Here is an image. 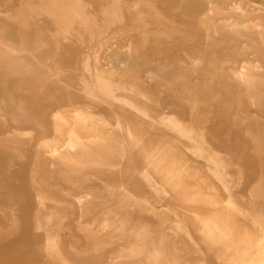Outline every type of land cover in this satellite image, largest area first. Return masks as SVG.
<instances>
[{"label": "rangeland", "instance_id": "obj_1", "mask_svg": "<svg viewBox=\"0 0 264 264\" xmlns=\"http://www.w3.org/2000/svg\"><path fill=\"white\" fill-rule=\"evenodd\" d=\"M263 204L264 0H0V264H264Z\"/></svg>", "mask_w": 264, "mask_h": 264}, {"label": "bare ground", "instance_id": "obj_2", "mask_svg": "<svg viewBox=\"0 0 264 264\" xmlns=\"http://www.w3.org/2000/svg\"><path fill=\"white\" fill-rule=\"evenodd\" d=\"M213 6H214V5H212L211 3H209V8H210L209 11H210L211 14H212L213 11H214V9H213L214 7H213ZM231 22H232V21H231ZM199 23H200V22H199ZM200 25H201V23H200ZM202 25H203V26H202ZM202 25H201L202 31L205 33V36H203V38L205 37V40H206V43H204V44H205V46H209V45H211V44H209L210 42H208V39H210V38L213 36V35H211V37H210L209 34H210L211 32L214 33V34H217L216 32L218 31L219 26H216V24H213V23L208 22V21H206L205 23L203 22ZM218 25H219V24H218ZM232 28H233V27H232ZM222 29H223V28H222ZM219 30H220V29H219ZM223 30H224V29H223ZM219 32H220V31H218V34H219ZM200 33H201V32H200ZM212 33H211V34H212ZM203 35H204V34H203ZM126 36H127V35H126ZM216 36H217V35H216ZM209 37H210V38H209ZM213 37H214V36H213ZM211 39H212V38H211ZM205 40H204V41H205ZM212 40H213V39H212ZM211 42H213V41H211ZM202 47H203V46H202ZM211 47H212V46H211ZM206 49H208V48H206ZM206 49L204 48V50H206ZM127 51H128V50H127ZM206 51H207V50H206ZM197 52H198V51H197ZM199 52H202V51H199ZM118 53H119V52H118ZM207 53H208V52H207ZM201 54H203V53H201ZM205 54H206V53H205ZM209 54H210V53H209ZM209 54H208V55H209ZM196 55H197V54H195V57H196ZM198 56H199V54H198ZM206 56H207V55H206ZM200 57H201V58H199V59L201 60V59H202V56H200ZM196 59H197V58H196ZM193 61H194V60H193ZM193 61H191V62H193ZM191 62H190V64H194V63H195V61H194V63H191ZM196 63H197V62H196ZM196 63H195V64H196ZM199 64H202V63H201V62H200V63L198 62V65H199ZM193 66H194V65H193ZM191 67H192V66H191ZM194 67L197 68V67H198L197 64H196V66H194ZM241 68H242V67H241ZM192 69H193V68H192ZM197 69H198V68H197ZM244 69H245V68H244ZM231 70H233V69H231ZM229 71H230V70H229ZM233 71H234V70H233ZM236 71H239V69L237 68ZM242 71H243V70H242ZM246 71H247V69H246ZM231 72H232V71H231ZM240 73H241V72H240ZM243 73H244V72H243ZM230 74H231V73H230ZM234 74H235V73L233 72V75H234ZM241 74H242V73H241ZM244 74H246V73H244ZM244 74H243V75H244ZM235 75H236V74H235ZM235 75H234V77H235ZM230 76H231V75H230ZM231 77H233V76H231ZM235 78H237V77H235ZM246 79H247V78H246ZM248 79H249V78H248ZM240 81H241V80H240ZM240 81H239V79H238V82H240ZM245 81H246V80H245ZM251 81H253V78H252ZM233 82H234V81H233ZM236 83H237V82H236ZM236 83H235L234 85H237ZM240 83H241V82H240ZM11 84H13V83H11ZM14 84H15V83H14ZM241 84H242V83H241ZM248 84L250 85L249 81H248L247 85H248ZM238 85H239V83H238ZM249 85H248V86H249ZM245 86H246V85H245ZM248 86H247V87H248ZM237 87H238V86H237ZM10 88H11V87H10ZM235 89H236V88H235ZM240 89H241V87H240ZM241 90H242V89H241ZM243 90H244V89H243ZM236 91H237V89H236ZM236 91H235V93H236ZM246 91H247V89H246ZM244 92H245V91H244ZM11 93H12V92H11ZM239 94H240V93H239ZM245 94H247V93H245ZM248 94H249V98H250V97L253 98V97L255 96V95H252V92H250V93L248 92ZM248 94L246 95L247 97H248ZM254 100H255V99H254ZM249 101H250V100H249ZM252 102H253V101H252ZM249 104H251V103L249 102ZM251 105H253V104H251ZM239 112H240V111H239ZM234 115H236V113H235ZM239 115H240V114H239ZM243 115H244V114H243ZM254 115H255V114H254ZM254 115L252 114L253 117H255ZM247 116H249V115H247ZM235 117H236V116H235ZM238 117H239V116H237V118H238ZM241 117H242V116H241ZM245 117H246V116H245ZM248 118H250V116H249ZM248 118H247V119H248ZM254 119H255V118H254ZM239 120H240V117H239ZM239 120H238V121H239ZM242 120H243V119H242ZM239 122H240V121H239ZM242 122H243V121H242ZM240 123H241V122H240ZM245 123H247V121H246ZM257 123H258V122H257ZM259 123H260V122H259ZM243 124H244V123H243ZM239 126H241V125H239ZM247 126H248V125H246V127H247ZM255 126H256V124H255ZM241 127H242V126H241ZM256 127H257V126H256ZM247 128H248V127H247ZM245 129H246V128H245ZM245 129H244V131H245ZM248 129H249V128H248ZM59 130H60V129H59ZM246 130H247V129H246ZM256 131H257V130H256ZM245 132H246V131H245ZM248 133H249V132H248ZM244 134H246V133H244ZM248 135H249V134H248ZM248 135H247V136H248ZM249 137H250V136H249ZM75 140H76V139H75ZM248 142H250V140H249ZM251 144H252V142H251ZM247 146H248V145H247ZM69 147H70V146H69ZM250 147H251V146H250ZM80 151H81V149H80ZM82 151H84V150H82ZM82 151H81V152H82ZM68 152H69V151H68ZM70 152H72V151H70ZM75 153H76V152H75ZM75 153H72V154H74L73 157L75 156ZM85 153H86V156H89V155H90V154L87 155V154H88L87 152H84V153L82 152V154H85ZM63 154H65V152H64ZM72 154H71V155H72ZM68 155H69V154H68ZM78 155H79V153H78ZM80 155H81V154H80ZM80 155H79V156H80ZM54 156H55V155H54ZM83 156H84V155L81 156L82 158L80 157L82 160H83ZM257 156H258V155H257ZM59 158H60V157H59ZM62 158H64V157H62ZM71 158H72V157H71ZM76 158H77V156H76ZM86 158H87V157H86ZM65 160H66V159H65ZM75 160H76V159H75ZM77 160H80V159H77ZM96 160H97V159H96ZM98 161H100V159H99ZM76 162H78V161H76ZM76 162H75V163H76ZM79 162H80V161H79ZM84 162H85V161H84ZM88 163H89V161H88ZM97 163H98V162H97ZM45 165H46V164H45ZM97 166H98V165H97ZM46 167H47V166H46ZM54 167H55V166H54ZM65 167H66V166H65ZM65 167H64V169H65ZM52 169H53V167H52ZM65 172H66V171H65ZM41 174H42V173H41ZM64 175H65V173H64ZM34 177H35V176H34ZM60 177H61V175H60ZM65 178H66V177H65ZM259 180H260V176H258V180H257V181H259ZM33 181H35V180H33ZM51 183H52V182H51ZM34 184H35V182H34ZM39 184H40V182H39ZM51 185H52V184H51ZM53 185H57V184H53ZM45 188H47V187H45ZM57 188H58V187H57ZM59 188H60V187H59ZM82 188H83V187H82ZM39 190H40V189H39ZM47 190H48V189H47ZM53 190H55V189H53ZM59 190H60V189H59ZM83 190H84V188H83ZM56 191H57V190H56ZM61 191H62V190H61ZM61 191H60V192H61ZM46 192H47V191H46ZM57 192H58V191H57ZM60 192H59V193H60ZM68 192L71 193V191H68ZM68 192H67V193H68ZM77 192H78V191H77ZM79 192H80V190H79ZM85 192H86V187H85ZM87 192H88V191H87ZM89 192H90V191H89ZM40 194H41V193H40ZM79 194H81V193H79ZM250 194H251V193H250ZM74 195H76V194H74ZM87 195H88V194H87ZM90 195H91V194H90ZM248 195H249V194H248ZM251 195H252V194H251ZM77 196L79 197L78 194H77ZM81 196H82V194H81ZM81 196H80V197H81ZM83 197H84V196H83ZM93 197H94V196H93ZM251 197H252V196H251ZM53 198H54V197H53ZM65 198H66V197H65ZM68 198H69V200H70V197H68ZM62 199H63V198H62ZM84 199H85V198H84ZM94 199L96 200V198H94ZM53 200H57V199L54 198ZM86 200H88V199H86ZM95 200H93V201L95 202ZM60 201H61V200H60ZM65 201H66V200H65ZM73 201H74V200H73ZM73 201H72V202H73ZM255 201H256V200H255ZM62 202H63V201H62ZM83 202H84V203H87V202H89V201H87V202L83 201ZM91 202H92V201H91ZM97 202H99V201H96V203H97ZM100 202H101V201H100ZM100 202H99V203H100ZM66 203H67V202H66ZM66 203H65V204H66ZM89 203H90V202H89ZM92 203H93V202H92ZM90 204H91V203H90ZM76 205H77V204H76ZM85 205H86V204H85ZM93 205H94V204H93ZM263 205H264V204H263ZM54 206H55V205H54ZM56 206L58 207V205H56ZM74 206H75V205H74ZM82 206H83V205H82ZM86 206H87V205H86ZM89 206H90V205H89ZM95 206H96V204H95ZM95 206H94V207H95ZM62 207H63V206H62ZM66 207H67V206H66ZM97 207H98V206H97ZM97 207H96V208H97ZM76 208H77V207H76ZM89 208H90V207H89ZM91 208H93V206H92ZM73 210H74V209H73ZM83 210H85V209H82V211H83ZM92 210H94V209H92ZM110 212H111V211H110ZM83 213H84V212H83ZM83 213L80 212V217H81L82 219H83V216H81V215H82ZM85 213H86V212H85ZM85 213H84V214H85ZM87 213H88V212H87ZM103 214H104V213H103ZM105 214H106V213H105ZM261 214H262V216L264 217V207H263L262 210H261ZM86 215H88V214H86ZM126 215H127V214H126ZM76 216H77V214H76ZM78 216H79V214H78ZM103 216H104V215H103ZM103 216H102V217H103ZM110 216H111V215H110ZM115 216H116V215H115ZM77 218H78V217H77ZM85 218H86V217H85ZM103 218H104V217H103ZM103 218H102V219H103ZM111 218H112V216H111ZM127 218H128V217H127ZM82 219H81V220H82ZM102 219H101V220H102ZM124 219H125V218H124ZM128 219H129V218H128ZM68 220H69V219H68ZM78 220H79V219H78ZM112 220H113V219H112ZM126 220H127V219H126ZM141 221H142V222H141L142 224H150V225L153 224V223L155 222V220H154V218H153L152 216L142 218ZM78 222H79V221H78ZM95 222H96V221H95ZM102 222H103V220H102ZM107 222H108V220H107ZM110 222H111V219H110ZM121 222H122V221H121ZM123 222L125 223V221H123ZM123 222H122V223H123ZM75 223H76V222H75ZM104 223H105V222H104ZM73 224H74V223H73ZM89 224H90V223H89ZM89 224H87V225H89ZM105 224H106V223H105ZM120 224H121V223H120ZM142 224H139V225H142ZM74 225H75V224H74ZM85 225H86V224H85ZM106 225H107V224H106ZM69 226H70V225H69ZM83 226H84V225H83ZM99 226H101V225H99ZM85 227H86V226H85ZM87 227H88V226H87ZM87 227H86V228H87ZM103 227H104V226H103ZM140 227H141V226H140ZM75 228H76V227H75ZM75 228L72 227V230H71V229H70V230L73 232V231H74L73 229H75ZM105 228H108V227H105ZM137 228H138V227H137ZM77 229H78V227H77ZM77 229H75V230H77ZM98 229H99V228H98ZM113 229L115 230V228H113ZM141 229H142V228H141ZM144 229H145V228H144ZM83 230H84V229H83ZM100 230H101V229H100ZM106 230H107V229H106ZM108 230H109V229H108ZM142 230H143V229H142ZM149 230H152V229H149ZM112 231H113V230H112ZM115 231H116V230H115ZM50 232H51V231H50ZM92 232H93V231H92ZM113 232H114V231H113ZM113 232H112V233H113ZM152 232H153V231H152ZM186 232H188V231H186ZM51 233H52V232H51ZM70 233H71V232H70ZM85 233H86V232H85ZM144 233H145V232H144ZM146 233H149V232H146ZM71 234H72V233H71ZM74 234H76L75 231H74V233H73L72 235H74ZM90 234H91V232H90L88 235L90 236ZM100 234H101V233H100ZM114 234H115V233H114ZM114 234H113V235H114ZM122 234H123V233H122ZM132 234H133V233H132ZM132 234H131V237H132ZM134 234H135V233H134ZM150 234H151V233H150ZM82 235H84V234L82 233ZM82 235H80L79 237H81ZM85 235H86V234H85ZM109 235H110V234H109ZM120 235H121V234H120ZM120 235H118V236H120ZM74 236H75V235H74ZM106 236H107V235H106ZM115 236H116V235H115ZM135 236H136V235H135ZM148 236H149V235H148ZM148 236H147V237H148ZM82 237H83V236H82ZM84 237H85V236H84ZM107 237H108V236H107ZM107 237H106V238H107ZM120 237H121V236H120ZM138 237H139V236H138ZM151 237H152V236H151ZM104 238H105V237H104ZM104 238H103V239H104ZM109 238L111 239V238H113V237H110V236H109ZM114 238H115V237H114ZM132 238H133V237H132ZM136 238H137V237H136ZM140 238H141V237H140ZM140 238H139V239H140ZM168 238H169V237H168ZM172 238H173V237H172ZM176 238H177V237H176ZM182 238H183V237H182ZM188 238H189V242H190V239H191V238H190V237H188ZM64 239H65V238H64ZM69 239H70V237H69ZM85 239H87V238H85ZM101 239H102V238H101ZM101 239H100V240H101ZM110 239H108L107 241L109 242ZM116 239H117L116 241L118 242V238H116ZM121 239H122V237L120 238V240H121ZM129 239H130V236H129ZM179 239H180V238H179ZM66 240H67V237H66ZM81 240H82V239H81ZM104 240H105V239H104ZM113 240H114V239H113ZM134 240H135V239H134ZM136 240H137V239H136ZM136 240H135V241H136ZM160 240H162V239H160ZM173 240H175V238H174ZM183 240H185V238H183ZM186 240H187V239H186ZM71 241H72V240H71ZM107 241H106V242H107ZM140 241H141V240H140ZM154 241H155V240H154ZM68 242H69V241H68ZM82 242H84V241H82ZM86 242H87V241H86ZM92 242H93V241H92ZM155 242H156V241H155ZM158 242H159V240H158ZM158 242H157V243H158ZM160 242H161V241H160ZM172 242H173V241L169 242L171 245L168 243V245H169V247H168V248H169V254H168V255H170L169 258H170L171 260H174V259L176 258L177 253H179V252H178L179 249H178L174 244H172ZM185 242H186V241H185ZM72 243H73V242H72ZM113 243H114V241H113ZM128 243H129V242H128ZM128 243H127V244H128ZM130 243H131V242H130ZM130 243H129V244H130ZM139 243H140V242H139ZM139 243H138V242H134V243L132 242L131 247L129 246V247H130V248H129V249H130V252L128 251V253H130L129 256H131V258H133V260H135L134 262H136V264H137V263H138V264H150V262H148V259L145 258V260H143V256L141 257V256L139 255V253H138L137 250L139 249V247L141 246V244H143L142 241H141L140 246H139ZM162 243H163V241H162ZM174 243H175V242H174ZM84 244H85V243H84ZM110 244H111V243H110ZM114 244H115V243H114ZM114 244H113V245H114ZM144 244H145V243H144ZM149 244H150V243H149ZM176 244H177V243H176ZM108 245H109V244H108ZM108 245H107V246H108ZM150 245H152V243H151ZM150 245H149V246H150ZM153 245H154V244H153ZM163 245H164V243H163ZM177 245H178V244H177ZM179 245H181V244H179ZM188 245H189V244H188ZM62 246H63V245L61 244V247H62ZM81 246H82V245H81ZM85 246H86V244H85ZM156 246H157V245H156ZM161 246H162V245H161ZM181 246H182V245H181ZM64 247H65V246H64ZM95 247H98V246H95ZM110 247H111V246H110ZM141 247H143V246H141ZM147 247H148V245H147ZM150 247H151V246H150ZM157 247H160V246L158 245ZM195 247H196V250L198 251L199 249H198L197 245H195ZM81 248H82V247H81ZM105 248H106V246H105ZM108 248H109V247H108ZM82 249H84V246H83ZM82 249H80V250H82ZM93 249H94V248H93ZM95 249H96V248H95ZM100 249H101V248H100ZM102 249H103V248H102ZM122 249H123V248H122ZM149 249L151 250V248H149ZM152 249H153V248H152ZM159 249H160V248H159ZM189 249H190V248H189ZM69 250H70V248H69ZM71 250H72V249H71ZM80 250H79V251L77 250V251L80 252ZM86 250H87V249H86ZM125 250H127V247L125 248ZM140 250H141V249H140ZM153 250H154L155 252L158 251V250L156 251L155 249H153ZM162 250H164L163 247H162ZM90 251H91V250H90ZM120 251H121V250H120ZM147 251H148V250H147ZM151 251H152V250H151ZM179 251H180V250H179ZM72 252H74V248H73V251H72ZM84 252H85V251H84ZM97 252H98V251H97ZM116 252H117V251H116ZM118 252H119V251H118ZM118 252H117V253H118ZM139 252H140V251H139ZM159 252H160V250H159ZM166 252H167V251H166ZM75 253H76V250H75L74 254H75ZM82 253H83V252H82ZM93 253H94V252H93ZM145 253H147V252H145ZM167 253H168V252H167ZM63 254H64V252H63ZM83 254H84V253H83ZM83 254H82V255H83ZM89 254H92V253H89ZM140 254H141V252H140ZM152 254H153V253H152ZM163 254H164V252H163ZM163 254L161 253L160 255L162 256ZM194 254H195V253H194ZM194 254H193V255H194ZM68 255H69V254H68ZM75 255H76V254H75ZM85 255H86V253H85ZM85 255H84V257H85ZM97 255H100V254L97 253ZM112 255H113V254H112ZM114 255L117 256L116 254H114ZM125 255L127 256L128 254H125ZM125 255H124V256H125ZM145 255L147 256V254H145ZM158 255H159V254H158ZM70 256H71V255H70ZM70 256H69V257H70ZM76 256L79 257V255H76ZM88 256H89V255H87V257H88ZM95 256H96V255H95ZM126 256H125V257H126ZM148 256H149V252H148ZM80 257H81V256H80ZM82 257H83V256H82ZM87 257H86V258H87ZM97 257H98V256H97ZM112 257H113V256H112ZM119 257H120V255H119ZM119 257H118V258H119ZM125 257H124V258H125ZM71 258H72V257H71ZM150 258H154V257L151 256ZM150 258H149V259H150ZM72 259H73V258H72ZM77 259H78V258H77ZM79 259H80V258H79ZM83 259H84V258H83ZM115 259H116V258H115ZM160 259H161V258H160ZM170 259H169V260H170ZM70 260H71V259H70ZM73 260H74V259H73ZM81 260H82V259H81ZM84 260H85V259H84ZM86 260H87V259H86ZM90 260H91V259H90ZM101 260H102V259H101ZM106 260H107V258H106ZM110 260H111V258H110ZM118 260H119V259H118ZM76 261H77V260H76ZM87 261H88V260H87ZM113 261H114V260H112V261H110V262L113 263ZM121 261H122V260H121ZM123 261H124V260H123ZM127 261H128V260H127ZM151 261H152V260H151ZM156 261H159V260H156ZM163 261H165V260H163ZM78 262H80V261L78 260ZM83 262H84V261H83ZM91 262H93V260H92ZM94 262H96V261L94 260ZM97 262H98V261H97ZM105 262H106V261H105ZM105 262H104V263H105ZM116 262H117V261H116ZM124 262H125V261H124ZM129 262H130V260H129ZM131 262H133V261L131 260ZM131 262H130L129 264H132ZM171 262H172V261H171ZM81 263H82V262H81ZM112 263H111V264H112ZM152 263L155 264L154 261H153ZM157 263H158V262H157ZM157 263H156V264H157ZM160 263H161V262H160ZM160 263H159V264H160ZM165 263H167V262H165ZM165 263H164V264H165ZM174 263H175V262H174ZM178 263H179V262H178ZM73 264H74V263H73ZM94 264H95V263H94ZM97 264H98V263H97ZM106 264H107V263H106ZM122 264H124V263L122 262ZM127 264H128V262H127ZM168 264H169V263H168ZM172 264H173V263H172ZM199 264H200V263H199ZM259 264H263V263L260 262Z\"/></svg>", "mask_w": 264, "mask_h": 264}]
</instances>
